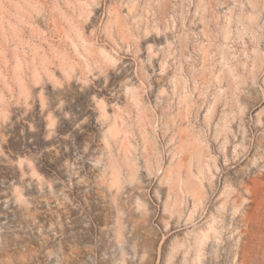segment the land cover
<instances>
[{
    "label": "rangeland",
    "instance_id": "rangeland-1",
    "mask_svg": "<svg viewBox=\"0 0 264 264\" xmlns=\"http://www.w3.org/2000/svg\"><path fill=\"white\" fill-rule=\"evenodd\" d=\"M0 264H264V0H0Z\"/></svg>",
    "mask_w": 264,
    "mask_h": 264
}]
</instances>
